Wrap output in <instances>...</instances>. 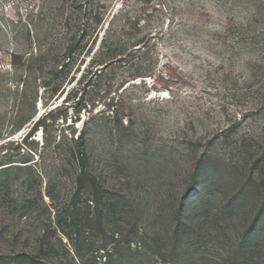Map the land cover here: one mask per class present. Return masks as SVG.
Returning a JSON list of instances; mask_svg holds the SVG:
<instances>
[{
  "label": "rangeland",
  "instance_id": "374dc122",
  "mask_svg": "<svg viewBox=\"0 0 264 264\" xmlns=\"http://www.w3.org/2000/svg\"><path fill=\"white\" fill-rule=\"evenodd\" d=\"M93 11L59 73L64 19ZM84 131L79 191L63 139ZM96 192L141 264H264V0H0V264H104L74 234Z\"/></svg>",
  "mask_w": 264,
  "mask_h": 264
},
{
  "label": "trees",
  "instance_id": "16d2710c",
  "mask_svg": "<svg viewBox=\"0 0 264 264\" xmlns=\"http://www.w3.org/2000/svg\"><path fill=\"white\" fill-rule=\"evenodd\" d=\"M95 11L91 13V18L86 21L83 25L80 22L73 21L72 18H65L62 27H63V33L61 35L62 42H65L64 52H63V60L62 64H59L60 70L59 73H63L66 70H71V67L76 63L79 56L82 55L83 52H85L86 44H84V41L81 40V38L88 40L92 38V34L96 33L95 35L98 37L99 33L98 30L102 28L103 23V17L100 13H96L94 15ZM108 25L104 37L108 39L107 31L109 30ZM76 29H79L78 32H75ZM109 33V32H108ZM96 37V39H97ZM104 38V39H105ZM95 39V40H96ZM95 40H93L92 44L95 43ZM104 41V40H103ZM143 41H134L132 43V47L135 48L134 51L138 53L139 50H141ZM107 45V47L105 46ZM146 43L144 44V46ZM116 44H108L105 41V44L102 45L101 51L105 50V57L102 61H95L98 65L102 63L103 69L108 67L111 63L114 62V59L120 57L119 59H123L122 56L119 54V49L115 48ZM90 49L88 50V52ZM87 52V53H88ZM86 53V54H87ZM118 56V57H117ZM95 63V65H96ZM99 70L97 69V72ZM101 71L99 73L102 74ZM97 74V73H96ZM95 74V75H96ZM42 123H37L36 125H41ZM36 125L34 127H36ZM71 138H68L67 136L64 137L63 142H68L65 145V148H67V155L68 159L70 158L75 166H76V175H77V184H78V190L80 191L82 188H84L85 180H88L91 182V179L93 178V174L91 170L88 168V164L90 161L89 153L87 151V133L84 131L83 133H80L79 135H75V133H72ZM27 137H31V132L28 134ZM61 143V142H60ZM59 143V147H60ZM92 183V182H91ZM95 186V182H93V187ZM97 189V188H96ZM101 193L96 192L95 197H93L91 200H86V208L79 207V200L77 197L73 200L72 207L74 209L73 217L75 218L74 225L76 226L77 230L74 234L76 236V241L80 242V238L82 235L88 233H92L96 235L100 233L102 236L100 247L98 252L103 251L104 254H106V260L104 264H141L140 263V256L141 255H147L149 249L145 244L143 247L132 249L131 244L127 245V249L123 253L122 248H120L121 240L116 235V232H111L108 230L106 226V215L105 212L108 209L107 203H103L100 199ZM84 209L86 212L84 213L82 219L80 218V214H82L81 210ZM92 215V217H90ZM82 222V224H81ZM83 230V234L81 231ZM70 238V237H69ZM81 244V243H80ZM113 246V249H110V247ZM25 259H28L27 257L20 256L15 260L14 264H24Z\"/></svg>",
  "mask_w": 264,
  "mask_h": 264
}]
</instances>
